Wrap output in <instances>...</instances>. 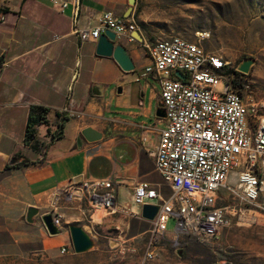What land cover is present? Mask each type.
<instances>
[{
    "label": "crops",
    "instance_id": "1",
    "mask_svg": "<svg viewBox=\"0 0 264 264\" xmlns=\"http://www.w3.org/2000/svg\"><path fill=\"white\" fill-rule=\"evenodd\" d=\"M63 1L67 6L60 10L49 0H0V250L6 255L5 248H22L32 261L58 255L62 247L72 253L71 223L94 241V228L121 230L125 219L147 221L131 204L130 193L140 182L162 184L153 158L161 121L155 114L159 88L153 75L140 76L150 63L142 44L148 39L142 32L141 42L125 35L116 39L134 64L125 72L112 57L96 54L95 41L82 42L73 32L74 27L94 28L104 11L125 17L128 0ZM34 104L49 108L47 125L37 124L26 144ZM67 104L79 115L66 116L62 136L51 138ZM8 164L14 166L5 169ZM81 176L111 178L130 213L96 212L90 221L86 200L63 198L70 182ZM28 207L59 216L60 233L48 234L38 217L28 223Z\"/></svg>",
    "mask_w": 264,
    "mask_h": 264
},
{
    "label": "built area",
    "instance_id": "2",
    "mask_svg": "<svg viewBox=\"0 0 264 264\" xmlns=\"http://www.w3.org/2000/svg\"><path fill=\"white\" fill-rule=\"evenodd\" d=\"M49 1L60 10L67 6L63 0ZM71 13L76 24L77 2ZM107 30L130 40H135L132 32H141L133 13L120 17L112 11L102 12L94 28H73L82 42H96ZM142 44L150 63L140 76L153 75L165 114L153 151L154 168L170 190L163 196L153 184L140 182L130 193L131 204L139 208L158 206L149 221L143 257L144 264H152L163 240L178 249L182 237L216 238L245 212L264 216V100L254 98L245 74L238 75L221 55L206 51L200 40L173 35ZM207 66H216V73H207ZM60 114L79 112L67 104ZM63 198L86 200L90 221L96 212L131 210L119 202L117 183L108 177L81 176L70 182ZM170 219L174 229L167 234ZM53 222L59 227L60 217L53 216ZM66 252L68 248L60 249Z\"/></svg>",
    "mask_w": 264,
    "mask_h": 264
},
{
    "label": "rangeland",
    "instance_id": "3",
    "mask_svg": "<svg viewBox=\"0 0 264 264\" xmlns=\"http://www.w3.org/2000/svg\"><path fill=\"white\" fill-rule=\"evenodd\" d=\"M133 7L137 25L149 41L173 35L200 40L206 51L221 55L231 67L252 58L245 80L254 98L264 100V0H138ZM163 125L160 121L157 128ZM161 182L156 188L167 196L169 187ZM125 222L129 225L121 230L94 228V245L87 252H58L32 261L22 248L9 247L6 255L0 250V264H144L150 223L134 218ZM173 229L170 219L167 234ZM179 242L176 249L168 240L161 241L152 264H264V216L245 212L212 240L182 237Z\"/></svg>",
    "mask_w": 264,
    "mask_h": 264
},
{
    "label": "water",
    "instance_id": "4",
    "mask_svg": "<svg viewBox=\"0 0 264 264\" xmlns=\"http://www.w3.org/2000/svg\"><path fill=\"white\" fill-rule=\"evenodd\" d=\"M128 5L129 7L125 16L130 15L132 8L135 5V0H128ZM131 36L138 42H141L143 40L142 36L137 31L132 32ZM117 38L118 37L115 35V33L110 30L102 33L96 40V54L104 57H112L114 61L119 65V67L125 72L133 71L134 64L129 56L128 51L123 45L119 43L115 44ZM253 63L254 61L252 58H244L236 65V70L242 74L248 75ZM176 75L180 78L183 77L180 72H176ZM155 114L156 117L160 119L164 118L165 114L161 107V104L159 105ZM15 161L16 158H13L10 163L13 164ZM157 210V205L143 204L140 208V216L143 219L150 221L154 218ZM39 214L40 212L37 208L28 207L25 219L28 223L33 224L35 223V219L38 217L46 228L48 234L56 235L60 233V228L54 224L53 215L51 213L48 212L42 215ZM67 229L70 234L71 247L74 253H84L89 251L93 247V239L91 238L90 234L82 228L81 225L71 223L67 226Z\"/></svg>",
    "mask_w": 264,
    "mask_h": 264
},
{
    "label": "trees",
    "instance_id": "5",
    "mask_svg": "<svg viewBox=\"0 0 264 264\" xmlns=\"http://www.w3.org/2000/svg\"><path fill=\"white\" fill-rule=\"evenodd\" d=\"M0 62H1V60H0ZM237 74L240 76L243 75L241 73H237ZM48 112H49V108L46 106L34 104V105H31L29 107L28 117H27V122H26V127H25V136H24V141L26 144H28L31 140L34 139V137L36 135L35 126L37 124L47 125L46 116H47ZM66 119L67 118L64 115L59 114V122H58L55 130L51 133V138L56 137V136L57 137L62 136L63 122ZM13 166L8 164V165H6L5 169H9Z\"/></svg>",
    "mask_w": 264,
    "mask_h": 264
},
{
    "label": "bare ground",
    "instance_id": "6",
    "mask_svg": "<svg viewBox=\"0 0 264 264\" xmlns=\"http://www.w3.org/2000/svg\"><path fill=\"white\" fill-rule=\"evenodd\" d=\"M197 36L203 37L205 35L202 33H198ZM207 73H216V66H207ZM133 207L138 208L135 204H133Z\"/></svg>",
    "mask_w": 264,
    "mask_h": 264
}]
</instances>
